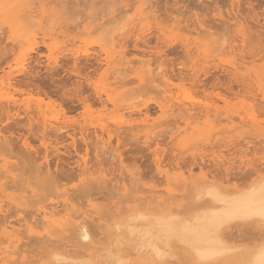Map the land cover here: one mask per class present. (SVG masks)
I'll return each instance as SVG.
<instances>
[{
	"label": "rangeland",
	"instance_id": "obj_1",
	"mask_svg": "<svg viewBox=\"0 0 264 264\" xmlns=\"http://www.w3.org/2000/svg\"><path fill=\"white\" fill-rule=\"evenodd\" d=\"M107 58L124 62L116 67L127 84L107 85ZM0 76V92L10 76L20 98L13 107L0 96V264H67L51 255L82 259L83 250L87 264H117L102 255L116 248V221L134 210L186 215L211 183L238 190L264 177V0H0ZM168 98L176 99L170 115L159 109ZM214 103L220 113L210 111ZM138 104L152 108V132L112 122ZM98 118L111 126L102 129ZM64 202L72 224L64 213H42ZM7 220L18 226L14 238ZM82 221L98 242L88 251ZM263 230L231 226L237 256H247ZM174 248L177 256L154 263L194 264ZM130 251L131 264H154Z\"/></svg>",
	"mask_w": 264,
	"mask_h": 264
},
{
	"label": "bare ground",
	"instance_id": "obj_2",
	"mask_svg": "<svg viewBox=\"0 0 264 264\" xmlns=\"http://www.w3.org/2000/svg\"><path fill=\"white\" fill-rule=\"evenodd\" d=\"M123 7V6H122ZM122 9V8H121ZM132 9V8H131ZM123 11V10H122ZM125 12V11H124ZM23 14V13H22ZM27 15V14H26ZM28 16V15H27ZM30 16V15H29ZM28 16V17H29ZM26 17V16H25ZM27 19H30V17ZM242 17V16H241ZM236 18V17H235ZM246 18V17H245ZM232 19V18H231ZM239 20V19H238ZM245 20V19H244ZM227 22V21H226ZM229 22V21H228ZM245 23V22H244ZM251 25V24H250ZM212 25H210V28ZM257 30V29H256ZM259 30V29H258ZM208 31V30H207ZM204 32V30H203ZM198 33V32H197ZM200 33V32H199ZM201 34H203L201 32ZM244 34V33H243ZM263 35V34H262ZM240 36H242L240 34ZM239 36V37H240ZM245 35H243L244 37ZM242 37V38H243ZM240 41V40H239ZM117 43V42H116ZM120 45V44H119ZM118 46V44H117ZM233 46V45H232ZM242 45H240L241 48ZM231 47V46H230ZM237 47V46H236ZM240 48L237 47V50H239ZM183 49V48H182ZM122 52V50H121ZM120 52V53H121ZM125 53V52H124ZM240 53V52H239ZM122 54V53H121ZM126 55V54H125ZM122 56L125 58V56L122 54ZM261 56V55H260ZM122 57V58H123ZM123 58V59H124ZM257 58V57H256ZM120 58H118L119 60ZM258 59V58H257ZM117 60V59H116ZM121 60V59H120ZM243 60V59H242ZM114 61V60H112ZM110 59H105V62L103 65H105L106 69H105V73L107 71V78L108 79V83L107 85L112 87V86H121L124 84H127V80L125 81L123 77H125L122 72L124 71L123 68L121 69V67H119V62L121 61H116V63L119 65L118 67L116 63L112 64V62ZM124 61V60H123ZM132 61V60H131ZM145 61V60H144ZM112 62V63H111ZM145 62H148L149 64V68L151 69V67L153 66L154 62H152L151 58L147 59ZM124 62H121L120 64H123ZM126 63V62H125ZM127 63H130V61ZM116 64V65H115ZM102 65V66H103ZM114 65V66H112ZM163 65V64H162ZM161 65V66H162ZM161 66L159 65L158 67L161 68ZM132 68V66H131ZM153 68V67H152ZM157 68V67H156ZM158 68V69H159ZM125 70L127 68H124ZM129 69V68H128ZM154 69V68H153ZM152 69V70H153ZM122 70V72H121ZM147 70V69H146ZM178 71V70H177ZM127 72V70H126ZM148 72V71H147ZM125 73V71L123 72ZM128 73V72H127ZM186 73V72H185ZM126 74V73H125ZM168 72L167 70H162L161 72V77H165L167 78V80H163L165 82H168L169 84H165L168 85L167 89L165 91H169L172 90L173 92V87L171 86V81L169 82V77H168ZM171 75V74H170ZM175 75V74H174ZM177 75V74H176ZM123 76V77H121ZM223 76V75H222ZM3 77V76H2ZM106 77V76H105ZM1 78V76H0ZM150 78V76H149ZM12 78L10 76L4 77L1 81L2 87H1V92H0V96L4 97L8 103H12V106H16L14 104H19L16 103L18 102L20 98H17L15 96V94L12 91ZM136 80V79H135ZM131 82V80H130ZM136 82V81H135ZM106 83V82H105ZM173 83V82H172ZM118 84V85H117ZM131 84V83H130ZM166 88V87H165ZM16 90V89H15ZM14 90V91H15ZM114 90V89H113ZM175 91V90H174ZM170 92V91H169ZM171 93V92H170ZM106 94H108L107 90H106ZM188 94V93H187ZM186 93L184 94L185 96L187 95ZM167 95V94H166ZM170 95V94H169ZM176 97V95H171ZM174 97H170L171 99ZM188 98V101H191L193 97H191L190 95L186 96ZM167 98V96H166ZM177 101L178 96L176 97ZM1 99V98H0ZM168 98V100L164 103L160 102L159 104V109L163 112V113H168L170 110H174L172 109L173 107V103L172 104H168V102H170V100ZM23 100V99H21ZM174 100V99H173ZM173 100H171V102H174ZM225 100V99H224ZM5 101V102H7ZM180 101V100H179ZM21 102V101H20ZM104 103V102H103ZM107 103V102H105ZM136 103V102H135ZM191 103V102H190ZM194 103V102H193ZM1 104V103H0ZM182 104V102H181ZM183 104H186L185 102ZM182 104V105H183ZM11 105V104H10ZM42 105V104H41ZM40 105V107H41ZM145 105V103H144ZM190 105V104H189ZM217 105V104H216ZM215 103L212 105L214 107H212L213 110L212 111H218V113H220L219 111V105L216 106ZM21 106V104H20ZM143 106V105H142ZM141 105H132V106H127L126 110H128L126 112H122L121 110L118 111V113H116L114 119L112 122H115V124L119 123L121 125H125V126H131L135 129V126H144V129L151 131L152 127L154 125V123H150L152 118L151 117V109H149V105L145 108V111L143 109H138L139 107H142ZM179 106V105H178ZM181 106V105H180ZM228 106V105H227ZM17 107V106H16ZM210 107V106H209ZM209 107H207L206 105V110L209 111ZM22 108V107H20ZM133 108V110H132ZM181 108V107H180ZM215 108V109H214ZM138 109V110H137ZM187 110H193L194 107L190 106V107H186ZM23 110V109H21ZM187 110H184L185 112ZM205 110V111H206ZM34 111V110H33ZM183 111V110H182ZM222 111V110H221ZM30 112V111H29ZM180 112V111H179ZM199 112V111H198ZM137 113L140 114V116H144L143 119H141L142 121H139L137 123V117L135 116ZM208 113V112H207ZM215 113V112H213ZM170 115V113H168ZM173 114V113H172ZM196 115V113H194ZM198 114V113H197ZM209 114H212L209 112ZM224 114V113H223ZM227 114V113H226ZM190 114H188L189 116ZM220 115V114H219ZM41 116V115H40ZM139 116V115H138ZM203 116V115H202ZM217 116V115H216ZM58 117V116H56ZM60 117V116H59ZM57 118L56 120H58L57 122L60 121V118ZM232 117V116H231ZM196 118V117H195ZM198 118V117H197ZM99 119V118H98ZM254 119V117L252 118ZM196 120V119H195ZM219 120V119H218ZM2 121V120H1ZM99 121H101V127L102 129H108V125L107 122H105L104 118H100ZM40 122V121H39ZM49 122V121H48ZM47 121L44 123L45 125L49 124L51 125V119L50 122L48 123ZM56 122V121H55ZM142 122V123H141ZM178 122V121H177ZM73 123V122H72ZM88 123V122H87ZM109 123V122H108ZM244 123V122H243ZM40 124V123H39ZM64 124V123H63ZM156 124V123H155ZM56 125V124H55ZM76 125V124H75ZM74 125V126H75ZM79 125V124H78ZM114 125V124H112ZM120 125V127H121ZM243 125H246L245 123ZM253 125V124H252ZM12 126V125H11ZM58 126V125H57ZM89 126V125H88ZM111 126V125H110ZM256 126V125H255ZM13 127V126H12ZM38 127V126H37ZM65 127H69V126H65ZM71 127V126H70ZM69 127V128H70ZM78 127V126H77ZM81 127V126H80ZM119 127V126H118ZM147 127V128H146ZM155 127V126H154ZM47 128V126H46ZM57 128H63L64 129V125L62 126H58ZM123 128V126H122ZM125 128V127H124ZM34 129V128H33ZM49 129V128H48ZM99 129V128H98ZM113 129V128H112ZM118 129V128H117ZM126 129V128H125ZM13 130V129H12ZM36 130V129H35ZM128 130V129H127ZM7 131V130H6ZM47 132V130H45ZM133 131V130H132ZM8 132V131H7ZM104 133L106 131H103ZM152 132V131H151ZM154 132V131H153ZM1 133H2V129H1ZM33 133V132H32ZM149 133V132H148ZM3 134H5L3 132ZM2 134V135H3ZM46 135V134H45ZM42 136V135H41ZM13 137V136H12ZM5 138V137H4ZM44 138V137H43ZM46 138V137H45ZM52 138V137H51ZM54 139V138H53ZM103 139V138H102ZM111 139V138H110ZM46 140V139H45ZM33 150V149H32ZM30 150V151H32ZM23 151V150H22ZM25 152V151H24ZM29 154V152H28ZM31 154V153H30ZM32 155V154H31ZM191 174V173H190ZM258 176V175H257ZM253 177L255 179H253V181L251 183H249L248 187H244V189H236L234 190L233 188L230 187H225V186H217L215 185H208L207 187H205L204 189H202V193L200 192L199 196H206L207 198H203L202 202H198L197 204H195V206H193V209H190L189 213H185L186 215H183L180 211V213H178L179 211L175 212L176 210H173L170 207H166L167 209L163 210L162 208H160V210L162 211H156L155 212L152 210L149 212L148 211H143V210H134L129 217H127L124 221V219L120 220L119 219V223H117L116 221V228L115 231L114 229L112 231L113 235L116 236V238H114L115 240V244L116 248H114L113 246H111V250H107L104 254H106L107 252V257L102 255V258L105 260V262H108L109 260L107 258L110 259L109 262H114L117 264H131L130 259H129V252H133L130 251L134 250V251H138L137 254H139V252H143L144 255H140L141 259H148V262L151 263L153 262H157L158 260H164L165 258L169 257V256H177V253H174V246L175 244H179L181 245V248H183L184 250V255L187 256V258L189 257L190 259H192V261H194V264H210V263H214L215 261H227V264H230V262H235L236 264L239 262H241L244 259H250L253 260L255 259L254 256L247 254L246 255H242V257L237 256V253L239 252V247L236 246L235 242H232V237H230V234L228 232V229L233 226L234 224H246V223H251V224H255V226H258L260 228H262V224L261 221L259 219V217H252L250 219H240L238 217L244 215L251 206H256L258 207L260 204V201L262 198H264V177L258 178V177ZM251 181V179H249ZM248 180V181H249ZM248 183V182H247ZM248 185V184H246ZM63 204V203H62ZM66 202H64L63 207L64 209L62 210H58L56 211L53 207H51L50 210H44V216H46L48 213L49 214H53L56 215L58 213H61L65 216H67V221L69 222V224H72L71 220L74 216V213L70 212L71 209L66 206ZM192 208V207H191ZM96 209V208H95ZM51 212V213H50ZM94 212V211H93ZM87 213V212H86ZM92 213V212H90ZM73 214V215H72ZM52 215V216H53ZM59 215V214H58ZM78 215V214H76ZM81 215V214H80ZM50 216V215H48ZM72 216L70 219L68 217ZM47 217V216H46ZM39 218V217H38ZM49 218V217H48ZM6 219V218H5ZM21 220V219H20ZM47 220V219H46ZM75 220V219H73ZM4 221V220H3ZM8 221V220H7ZM10 221V220H9ZM8 221V222H9ZM32 221V220H31ZM40 221V220H39ZM66 221V222H67ZM4 222L7 225L5 226V232L7 233V235H9L11 238H14L13 234L15 231L18 232L19 229H17V225L13 224V222ZM16 222V221H15ZM45 222V221H44ZM49 222V221H48ZM64 222V223H66ZM68 222L66 224H63V226H59L61 230V232H66L68 229ZM84 221L80 222L77 224V227L79 228L80 231V241L82 245L85 246V248L83 247V249L85 250H89L90 248L94 249L96 243L98 245V242L95 238V236L92 234V231L89 229L88 223H83ZM88 222V221H86ZM20 224H22L21 222H19ZM38 224V223H37ZM36 224V225H37ZM45 224V223H44ZM53 224V223H51ZM115 224V223H114ZM4 225V224H3ZM66 225V226H65ZM254 226V225H253ZM258 229V228H257ZM1 230V229H0ZM260 230V229H259ZM258 230V231H259ZM111 231V232H112ZM260 232V231H259ZM264 232V230L262 231ZM261 232V233H262ZM62 233V234H63ZM67 233V232H66ZM101 233H104L101 232ZM259 233V234H261ZM61 234V236H62ZM5 235V234H4ZM14 235H19V234H14ZM84 235L88 236V239L85 240L83 237ZM109 235V234H108ZM60 236V237H61ZM66 236V235H65ZM110 236H112V234H110ZM8 237V238H10ZM63 237V236H62ZM114 237V236H113ZM3 238V237H2ZM111 238V237H110ZM259 238V237H258ZM18 239V238H16ZM20 239V236H19ZM18 239V241H20ZM261 239V240H260ZM260 241L257 242V245H259L261 243L262 240H264V235L262 234V236H260ZM4 240V239H3ZM1 240V241H3ZM12 240V239H11ZM52 240V238H51ZM112 240V238L110 239ZM14 241V240H13ZM17 241V240H15ZM5 242V241H4ZM113 242V241H112ZM112 242L111 245H112ZM125 242H127L128 244L131 245V248L129 249V247H126V249L123 248V246H126ZM3 243V242H2ZM96 245V246H97ZM129 245V246H130ZM14 246V245H13ZM19 247L18 245H15L14 248ZM110 246V245H109ZM82 248V247H81ZM97 248V247H96ZM95 248V249H96ZM109 248V249H110ZM112 248H114L115 250H113ZM128 248V251H127ZM82 249V250H83ZM104 249V250H105ZM22 250V249H21ZM81 250V251H82ZM87 250V251H88ZM18 251V250H16ZM25 251V250H24ZM21 252V251H20ZM67 252V251H65ZM70 252V251H69ZM83 250V252H81L80 254H83V256L81 255L82 259L85 258L84 256L87 253L90 252H86ZM14 253V252H13ZM19 253V252H17ZM74 253H78V252H74ZM142 253V254H143ZM65 254V253H64ZM79 254V253H78ZM85 254V255H84ZM93 253H91L92 255ZM67 256H62V253H54V255H51L52 257L54 256L56 260H58L59 258H63L68 261L67 264H82V263H86L88 261H86V259L82 260L78 258L77 254H73V252H71V254H66ZM69 255V256H68ZM71 255H75L74 257ZM77 255V256H76ZM19 256V255H18ZM50 256V257H51ZM61 256V257H60ZM54 257L52 259H54ZM77 257V258H76ZM106 257V258H105ZM239 257V258H237ZM19 258V257H18ZM131 258V257H130ZM237 258V259H236ZM243 258V259H242ZM9 259V258H8ZM17 259V258H16ZM15 259V260H16ZM51 259V260H52ZM114 261H111V260ZM169 259V258H168ZM241 261H240V260ZM14 260V261H15ZM21 260V259H20ZM60 260V259H59ZM64 260V261H65ZM82 260V261H81ZM91 260V259H90ZM89 260V261H90ZM107 260V261H106ZM166 260V259H165ZM164 260V261H165ZM170 260V259H169ZM235 260V261H234ZM18 261V260H17ZM92 261V260H91ZM116 261V262H115ZM168 261V260H167ZM166 261V262H167ZM173 261V260H172ZM191 261V260H190ZM12 262V261H11ZM51 262V261H50ZM142 262V261H141ZM169 262V261H168ZM160 263V261H159ZM170 263V262H169ZM225 263V262H224ZM12 264H15L12 262ZM64 264H66V262H64ZM87 264V263H86ZM88 264H91V262H89ZM155 264V263H154ZM168 264V263H166ZM240 264V263H238Z\"/></svg>",
	"mask_w": 264,
	"mask_h": 264
},
{
	"label": "snow or ice",
	"instance_id": "obj_3",
	"mask_svg": "<svg viewBox=\"0 0 264 264\" xmlns=\"http://www.w3.org/2000/svg\"><path fill=\"white\" fill-rule=\"evenodd\" d=\"M259 217L262 229H264V198L261 199L258 207L251 206L249 210L242 216L238 217L240 219H250L252 217ZM85 240L88 239L87 235L83 237ZM248 254L255 257V259H244L240 262V264H264V240L257 246H254L251 249L245 250Z\"/></svg>",
	"mask_w": 264,
	"mask_h": 264
}]
</instances>
